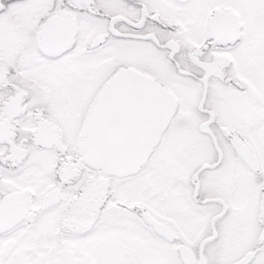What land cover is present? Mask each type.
<instances>
[{"label":"snow or ice","instance_id":"1","mask_svg":"<svg viewBox=\"0 0 264 264\" xmlns=\"http://www.w3.org/2000/svg\"><path fill=\"white\" fill-rule=\"evenodd\" d=\"M0 264H264V0H0Z\"/></svg>","mask_w":264,"mask_h":264}]
</instances>
